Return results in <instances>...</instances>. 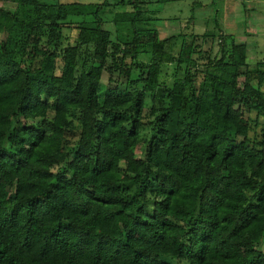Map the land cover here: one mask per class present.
<instances>
[{
    "label": "trees",
    "instance_id": "1",
    "mask_svg": "<svg viewBox=\"0 0 264 264\" xmlns=\"http://www.w3.org/2000/svg\"><path fill=\"white\" fill-rule=\"evenodd\" d=\"M177 1L0 0V264H264V60Z\"/></svg>",
    "mask_w": 264,
    "mask_h": 264
},
{
    "label": "rangeland",
    "instance_id": "2",
    "mask_svg": "<svg viewBox=\"0 0 264 264\" xmlns=\"http://www.w3.org/2000/svg\"><path fill=\"white\" fill-rule=\"evenodd\" d=\"M43 1V0H42ZM59 1L61 3H81V4H90V3H101L103 0H55ZM223 0H217L216 5L214 7H210L208 5L211 0H180L173 3L168 4H152L150 6L151 10L157 11V17L160 18V21L157 24V27L160 31V37L162 39H167L171 37H176L177 42H175V48L174 53L177 54L180 50L181 45V35H188V34H197V35H203L206 30H212L214 28V25L212 24V21L214 19V14L216 6L219 5L220 2ZM230 2H236L238 3V6L236 8V11L230 15H228L229 18H231V24L234 25L233 28H230L232 25L229 23H224L221 25L223 28L224 33H230L234 37V40L237 43H245L248 46V64L250 65L251 69H255L257 63L264 60V29H261L263 25H255L259 28L252 27L251 20L252 18H255L257 14L254 13V11L250 10L249 13H246L243 8V4L236 0H225ZM198 2L201 4V7H193V3ZM208 5V7H207ZM232 15V16H231ZM219 17V15H218ZM240 19H247V23L245 25H242L239 20ZM107 24L105 25L106 29H109L111 31H114V27L112 24V17L109 15L106 16ZM75 23H79L81 20H73ZM235 21H238L237 23ZM228 24V25H226ZM77 24H74V26ZM73 26V25H72ZM230 26V27H229ZM241 26L248 30V33L251 35L252 31H255V40L258 41L253 43V36H245L241 31ZM226 31V32H225ZM226 33V34H227ZM65 34L67 36L72 37V42H74V37L77 34L76 30H65ZM227 34V35H230ZM248 37H250L248 39ZM200 42L203 45V50L205 51H212L214 54L217 53L219 49V42L218 39H214L212 36L209 37L207 40H200ZM205 42V43H204ZM142 63H148L149 57L148 56H141L138 60ZM127 62L130 64L131 60L128 59ZM176 75V68L172 64L164 65L162 68L161 73V82L165 84L166 86L171 87L174 83ZM142 76V73L140 70H134L133 71V78L138 79ZM108 79V75L105 74L103 77V82L106 83ZM141 87V86H140ZM264 90V87H263ZM251 119L253 121V125L256 128V131H252L250 134L251 139H254L256 136H258L261 132L262 125L255 124V120L257 119V112L254 111L251 114ZM260 123L264 122V118H260ZM139 157H143L144 153L138 149L137 151ZM57 169V168H56ZM55 169V170H56Z\"/></svg>",
    "mask_w": 264,
    "mask_h": 264
},
{
    "label": "crops",
    "instance_id": "3",
    "mask_svg": "<svg viewBox=\"0 0 264 264\" xmlns=\"http://www.w3.org/2000/svg\"><path fill=\"white\" fill-rule=\"evenodd\" d=\"M216 1L217 0H211V2L208 3V5H210V7H214L216 5ZM236 1L243 4V8H244V11L246 13H249V11L252 10V11H254L255 14H257V16L255 18L250 19L252 27L259 28L255 25H263L261 27V29H264V0H236ZM198 5H199L198 2L193 3V7L198 6ZM208 5H207V7H208ZM237 6H238V3H236L235 1L232 3L230 1L223 0L222 2L219 3L218 6L215 7L219 11V18H220L221 25L224 24L225 22L231 24L230 20L232 17L229 18L228 15H230V14L233 15V13L236 11ZM235 22L237 23L238 21H235ZM239 22L242 25H245L248 21H247V19H240ZM226 25H228V24H226ZM231 25L232 26L231 27L229 26V27L233 28L234 25L233 24H231ZM248 30L249 29H246L245 27L243 28L241 26V31L245 36L251 35V33L250 34L248 33ZM255 31L256 30L254 29V31H252V34H254V35H251V36H253V43L252 44H254L255 42L258 43V41L255 40V34H256ZM227 34H230V33H227ZM230 35H232V34H230ZM249 38L250 37H248V39ZM243 42H246V41H243ZM246 43H248V42H246Z\"/></svg>",
    "mask_w": 264,
    "mask_h": 264
}]
</instances>
